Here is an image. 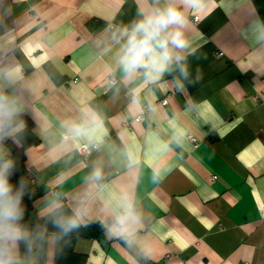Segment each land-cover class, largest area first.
<instances>
[{
    "label": "crops",
    "instance_id": "0c3cea01",
    "mask_svg": "<svg viewBox=\"0 0 264 264\" xmlns=\"http://www.w3.org/2000/svg\"><path fill=\"white\" fill-rule=\"evenodd\" d=\"M169 5L182 59L154 82L126 79L123 30ZM0 91L24 122L0 158L16 166L23 150L36 216L66 203L103 227L75 241L85 264H264V0H0ZM92 116L99 126L63 139ZM55 245L51 232L46 264Z\"/></svg>",
    "mask_w": 264,
    "mask_h": 264
},
{
    "label": "clouds",
    "instance_id": "9594fccd",
    "mask_svg": "<svg viewBox=\"0 0 264 264\" xmlns=\"http://www.w3.org/2000/svg\"><path fill=\"white\" fill-rule=\"evenodd\" d=\"M139 14L141 18L123 30L117 63L126 79L143 75L145 83L154 82L169 69L174 59H182L175 55V50L186 47L181 31L184 16L172 5L154 7L148 12L141 10ZM22 112V104L16 96L0 91V142L24 127L20 119ZM98 122L99 117L96 116L81 124L70 122L63 139L75 141L83 138L87 135L88 125L99 126ZM14 167L11 159L0 158V264H35L34 249L44 241L47 230L33 231L22 223L26 181L21 179L18 186L10 182ZM93 176L99 180L101 170L97 168ZM51 222L64 234L79 227L74 217L63 218L53 214ZM119 222L122 224L123 218Z\"/></svg>",
    "mask_w": 264,
    "mask_h": 264
},
{
    "label": "trees",
    "instance_id": "16d2710c",
    "mask_svg": "<svg viewBox=\"0 0 264 264\" xmlns=\"http://www.w3.org/2000/svg\"><path fill=\"white\" fill-rule=\"evenodd\" d=\"M31 140L35 141L36 138H31ZM16 154L18 156V161L10 179L12 180V184L16 186L19 185L21 179L26 181V194L22 200V206L25 209L22 223L33 231H39L45 228L47 230L44 241L38 248L34 249L37 257V264L47 263L48 236L51 232L56 235L55 264H85V256L74 250L75 241L79 236H99L103 231L102 225L94 221H90L86 224L82 223L66 203L58 206L52 212L44 216L37 217L34 205L35 197L29 191L30 177L25 166L24 152L21 150L17 151ZM53 214L63 218L74 217L77 219L79 227L64 234L51 222V216ZM22 249L24 250L23 245Z\"/></svg>",
    "mask_w": 264,
    "mask_h": 264
},
{
    "label": "built area",
    "instance_id": "2783aa9c",
    "mask_svg": "<svg viewBox=\"0 0 264 264\" xmlns=\"http://www.w3.org/2000/svg\"><path fill=\"white\" fill-rule=\"evenodd\" d=\"M192 20H193V22H195V23H199V20H200V17H199V15H194L193 17H192ZM109 79H110V81H111V83H116V81H117V76H116V74L114 73V72H112L111 74H110V76H109ZM170 93H167V95L161 100V103L163 104V105H166L168 102H169V97H170ZM148 106H145L144 108H143V110L139 113V114H137L136 115V117H135V121H141V120H143V118H144V113L146 112V110L148 109L147 108ZM131 124V121H127L126 122V125L127 126H129ZM189 138H190V140H191V142H193V144L195 145V146H197L198 144H199V140L194 136V135H190L189 136ZM98 145H94V146H91V145H88V144H83V145H81V147H80V151H81V153L84 155V156H88L96 147H97ZM213 177V179H216L217 178V175H213L212 176Z\"/></svg>",
    "mask_w": 264,
    "mask_h": 264
}]
</instances>
